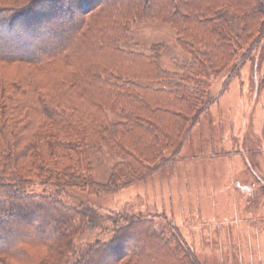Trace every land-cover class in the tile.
<instances>
[{"label": "trees", "instance_id": "1", "mask_svg": "<svg viewBox=\"0 0 264 264\" xmlns=\"http://www.w3.org/2000/svg\"><path fill=\"white\" fill-rule=\"evenodd\" d=\"M198 1L0 0V71L18 66L0 74V264H69L82 231L75 218L99 224L93 207L27 193L33 178L94 190L88 151L98 132L85 134L86 124L124 160L107 189L153 176L170 163L169 151L176 158L217 101L212 80L251 34H264V0ZM158 16L178 27L190 55L179 72L163 69L159 53L146 58L119 46L131 23ZM125 220L75 264H204L152 220Z\"/></svg>", "mask_w": 264, "mask_h": 264}, {"label": "rangeland", "instance_id": "2", "mask_svg": "<svg viewBox=\"0 0 264 264\" xmlns=\"http://www.w3.org/2000/svg\"><path fill=\"white\" fill-rule=\"evenodd\" d=\"M179 39L178 27L158 16L131 23L119 46L146 58L159 53L163 69L176 73L178 64L190 59ZM17 67L0 74L8 77ZM212 95L217 101L201 115L176 158L167 152L170 163L146 180L107 189L113 169L124 160L99 139L102 131L92 123H85L84 133L98 132L88 151L94 190H60L33 178L29 195L53 196L61 206H90L101 216L94 227L75 218L82 231L69 264L93 245L110 241L130 217L152 220L157 232L185 241L204 264H264V34L254 32L242 44L233 63L212 80Z\"/></svg>", "mask_w": 264, "mask_h": 264}]
</instances>
